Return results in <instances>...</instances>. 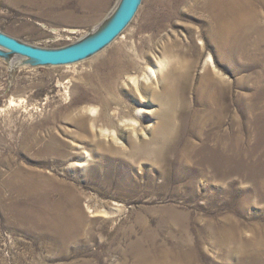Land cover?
<instances>
[{
  "label": "rangeland",
  "instance_id": "obj_1",
  "mask_svg": "<svg viewBox=\"0 0 264 264\" xmlns=\"http://www.w3.org/2000/svg\"><path fill=\"white\" fill-rule=\"evenodd\" d=\"M117 1L0 0V29L62 46ZM214 2L143 0L121 35L74 64L0 58L2 263L138 264L142 250L264 264V40L219 34ZM25 183L38 189L17 192ZM42 193L71 215L66 244L24 208ZM231 223L234 239L221 230Z\"/></svg>",
  "mask_w": 264,
  "mask_h": 264
},
{
  "label": "bare ground",
  "instance_id": "obj_2",
  "mask_svg": "<svg viewBox=\"0 0 264 264\" xmlns=\"http://www.w3.org/2000/svg\"><path fill=\"white\" fill-rule=\"evenodd\" d=\"M214 6L216 7V12H217L216 22H217V27H218L217 30L219 34H224L225 38L227 39H233V40L235 39V41H237L239 45L241 43L238 41L240 40L243 41L245 39L248 40L254 34H256V38L259 41L264 40V0H215ZM242 46L245 47V45ZM227 57L228 59L229 58L233 59L234 56L232 55V53L229 52ZM152 71L155 73V70ZM89 109H90V113L91 111L92 112L97 111L96 107H91ZM165 120L166 118H163L164 122ZM160 125L163 128H166V125L164 124H160ZM106 132L107 131L103 130L104 135L107 134ZM226 150L228 151V149ZM84 164L85 161L83 160L77 162V165H84ZM261 177L263 178L262 181L264 183V175H262ZM24 186L25 187H23V189H17V192L19 191V192L32 194L38 189L36 186L26 183L24 184ZM39 193L41 192H38V194ZM42 194H40L37 197L35 203H31L30 208L27 207L24 208L25 210L26 209L34 210L33 213L34 217L43 223H49L50 224L49 228L52 229V232L54 234L60 235V237L63 238L62 240L63 243L66 244V242L70 240V238H72V224L69 219L71 215L65 216L55 211L56 209L53 208L47 196ZM78 207H76V212L74 214L80 216L81 210ZM221 230L224 232V233L222 232L223 235L226 234L230 236V238L234 239L235 234L238 231V226L235 223H231L229 226L225 225ZM223 235L221 234V236ZM170 257L171 260L169 259L166 260V258H164V255L160 254L159 256H156L155 259H150L147 257L144 251L140 250L138 252L137 260H138V264H193V257L190 252L178 251L175 252ZM0 264H5V263L4 262L2 263L0 261Z\"/></svg>",
  "mask_w": 264,
  "mask_h": 264
},
{
  "label": "water",
  "instance_id": "obj_3",
  "mask_svg": "<svg viewBox=\"0 0 264 264\" xmlns=\"http://www.w3.org/2000/svg\"><path fill=\"white\" fill-rule=\"evenodd\" d=\"M143 0H118L109 15L83 37L56 47L37 45L0 29V58L14 67L59 66L88 59L109 46L136 16Z\"/></svg>",
  "mask_w": 264,
  "mask_h": 264
}]
</instances>
